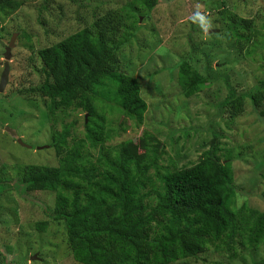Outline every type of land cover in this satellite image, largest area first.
Returning <instances> with one entry per match:
<instances>
[{"label": "rangeland", "instance_id": "374dc122", "mask_svg": "<svg viewBox=\"0 0 264 264\" xmlns=\"http://www.w3.org/2000/svg\"><path fill=\"white\" fill-rule=\"evenodd\" d=\"M137 1L0 0V84L6 76L0 92V264H77L63 224L47 218L55 195L31 192L20 197L14 184L25 166L56 167L52 134L69 127L70 144L82 139L87 114L58 111L49 120L44 98L30 90L44 80L39 50L107 12L124 14L130 5L140 11L139 21L116 53L117 66L138 82L147 110L137 127L120 119L110 97L98 102L111 134L104 148L135 143L147 133L163 147L161 166L182 168L198 161L214 130L222 154L231 153L237 190L233 206L264 212V100L254 109L246 98L243 112L233 119L221 109L229 89L246 96L264 84V0H158L150 12L142 11ZM229 16L251 20L250 31L244 33L248 42H240L243 51L227 27ZM183 61L206 80L190 98L178 85ZM234 252L231 258L225 247H209L173 264H261L264 242L257 249Z\"/></svg>", "mask_w": 264, "mask_h": 264}, {"label": "trees", "instance_id": "16d2710c", "mask_svg": "<svg viewBox=\"0 0 264 264\" xmlns=\"http://www.w3.org/2000/svg\"><path fill=\"white\" fill-rule=\"evenodd\" d=\"M137 3L150 12L158 0ZM139 13L131 5L124 14L107 12L38 51L44 80L30 92L44 98L49 120L58 111L87 114L84 137L70 144L69 127L54 132L50 146L57 166H25L14 184L16 193L55 195L47 218L63 224L77 264H173L209 247H225L231 258L236 249H257L264 242V212L233 206L237 190L231 153L222 154L214 130L198 161L182 168L162 167L163 147L147 133L135 143L104 148L111 134L98 102L110 97L120 119L137 127L147 110L138 82L118 71L116 59L135 32ZM225 19L243 51L240 42H248L244 33L250 31L251 20ZM205 83L186 61L179 64L178 85L185 98L199 93ZM229 92L221 109L232 119L243 112L246 98L254 109L264 100V84L246 96Z\"/></svg>", "mask_w": 264, "mask_h": 264}, {"label": "water", "instance_id": "95a60500", "mask_svg": "<svg viewBox=\"0 0 264 264\" xmlns=\"http://www.w3.org/2000/svg\"><path fill=\"white\" fill-rule=\"evenodd\" d=\"M5 82H6V76L4 75L2 77V79H1L0 92L2 91V88H3L4 84H5ZM5 130L12 136V138H16V132H14L12 130H9L7 128Z\"/></svg>", "mask_w": 264, "mask_h": 264}, {"label": "clouds", "instance_id": "9594fccd", "mask_svg": "<svg viewBox=\"0 0 264 264\" xmlns=\"http://www.w3.org/2000/svg\"><path fill=\"white\" fill-rule=\"evenodd\" d=\"M207 26H208L207 24L204 25L205 29L207 28Z\"/></svg>", "mask_w": 264, "mask_h": 264}]
</instances>
